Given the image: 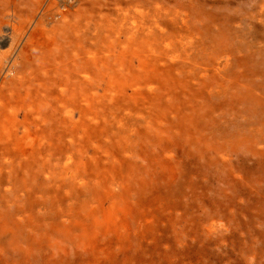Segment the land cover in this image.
Listing matches in <instances>:
<instances>
[{
    "label": "bare ground",
    "instance_id": "bare-ground-1",
    "mask_svg": "<svg viewBox=\"0 0 264 264\" xmlns=\"http://www.w3.org/2000/svg\"><path fill=\"white\" fill-rule=\"evenodd\" d=\"M186 159L264 197V0H0V264H127Z\"/></svg>",
    "mask_w": 264,
    "mask_h": 264
},
{
    "label": "rangeland",
    "instance_id": "rangeland-1",
    "mask_svg": "<svg viewBox=\"0 0 264 264\" xmlns=\"http://www.w3.org/2000/svg\"><path fill=\"white\" fill-rule=\"evenodd\" d=\"M192 163L183 160L178 168L180 185L179 181L169 185L167 191L156 188L139 205L155 209L134 214L132 219L145 215L151 219L146 224L130 222L136 240L127 247V264H264V197L257 203V197L245 194L248 186L243 183L263 176V170L253 168L252 160L247 162L251 167H243L244 175L241 169L219 172L221 167L214 170L215 165L201 171ZM241 163L238 158L232 165ZM210 219L225 227L207 234Z\"/></svg>",
    "mask_w": 264,
    "mask_h": 264
}]
</instances>
